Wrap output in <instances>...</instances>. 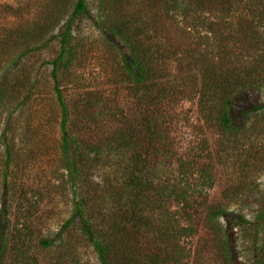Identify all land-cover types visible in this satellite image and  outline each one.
I'll use <instances>...</instances> for the list:
<instances>
[{"label": "trees", "instance_id": "1", "mask_svg": "<svg viewBox=\"0 0 264 264\" xmlns=\"http://www.w3.org/2000/svg\"><path fill=\"white\" fill-rule=\"evenodd\" d=\"M245 90L264 91V0L0 1V264H59L80 242L96 264H234L226 217L244 264H264V193L249 217L229 209L239 185L213 195L231 147L264 141V102L233 122ZM42 151L70 196L55 239L9 204V169Z\"/></svg>", "mask_w": 264, "mask_h": 264}, {"label": "rangeland", "instance_id": "2", "mask_svg": "<svg viewBox=\"0 0 264 264\" xmlns=\"http://www.w3.org/2000/svg\"><path fill=\"white\" fill-rule=\"evenodd\" d=\"M0 1L6 2L11 0ZM97 1L98 0H91L92 6H94ZM44 54H47V56H49L48 58H50V53ZM37 60L40 63L41 59L38 58ZM95 72L92 65L88 66L87 72H85L86 80H84V82L92 83L91 80H93ZM49 90L50 88L45 89V91ZM68 92H71L70 89H68ZM64 93L67 94L66 89ZM262 102H264V91L245 90L238 92L234 96V103L231 108L233 122L235 124H240L243 112L253 105ZM181 106L183 109L179 115L182 117L183 121H180V124H185L177 125L175 130H179L180 132L177 134H179L180 138H184L186 136L182 135L187 129L189 130L188 126L192 127L196 122V116L194 115V110L196 108L186 102ZM32 117H34V109L28 108L19 119H16L14 114L11 116L10 120H12L13 124H17L21 120V123H19L21 125L23 120L26 118L29 120ZM192 128L194 129V126ZM47 132H51L52 134L54 131L48 130ZM211 137L213 149L221 152L228 148L225 143L228 142L227 139L225 141V139L220 138V136ZM262 144H264V141L262 142L260 139L244 136L242 142L231 147L230 151H228L229 161L227 165L221 166L218 169L217 184L213 193V195L216 194V197L220 198L222 196L220 195L222 194V189H226L227 191L230 186L239 185L242 189H245L244 195L236 198L239 200H233L232 203L230 202L228 205H232L229 209L237 210L247 217L252 215L257 207L258 199L264 193V158L262 154H260L262 152L259 151ZM262 149H264V147H262ZM41 153L40 156L31 157L29 160L30 163H26L25 166H17L13 171L9 169L8 176L12 181L15 180L13 182L16 184L17 188L16 194L11 198L9 204L12 206L15 215L20 221L24 220L23 218L26 216L27 208H29V211L39 208L37 214L40 215V218L36 221L37 234L55 239L57 238V231L68 217L70 196H68V194L66 195L64 189L60 187V177L58 173L50 167L52 164L50 156H47V153L43 154L44 151ZM0 159V162H2V157ZM29 186L33 187L34 191H30L29 194L24 195L28 192ZM27 205L29 206L27 207ZM224 222L229 234V245L233 262L234 264H244L242 260V248L244 244H241L240 237L233 228L231 218H224ZM72 232H74V230H72ZM204 232V228H201L200 234L203 235ZM204 239L206 240L204 245L207 246L208 239L206 236ZM55 244H58V241H56ZM75 247V250L71 247L64 248L65 254L61 259L62 262L59 264H96V257L90 247L84 245L82 242ZM47 254H49L46 258L47 261L50 264H55L53 260L56 258V254H52V252ZM204 257H207L206 253ZM205 264L210 263L205 262Z\"/></svg>", "mask_w": 264, "mask_h": 264}]
</instances>
